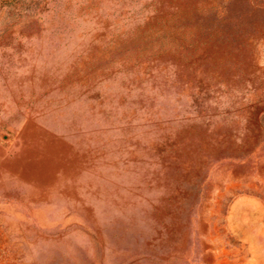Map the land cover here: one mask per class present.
I'll return each mask as SVG.
<instances>
[{
    "label": "rangeland",
    "instance_id": "1",
    "mask_svg": "<svg viewBox=\"0 0 264 264\" xmlns=\"http://www.w3.org/2000/svg\"><path fill=\"white\" fill-rule=\"evenodd\" d=\"M0 264H264V0H0Z\"/></svg>",
    "mask_w": 264,
    "mask_h": 264
}]
</instances>
